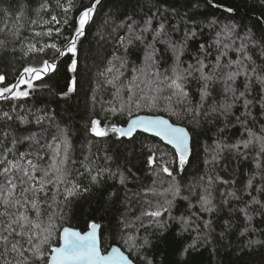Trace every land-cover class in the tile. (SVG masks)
<instances>
[{
  "label": "trees",
  "instance_id": "1",
  "mask_svg": "<svg viewBox=\"0 0 264 264\" xmlns=\"http://www.w3.org/2000/svg\"><path fill=\"white\" fill-rule=\"evenodd\" d=\"M49 2L51 11L45 12L40 7L44 0H0V29L10 30L7 33L0 32V39L8 41L7 50H0V74H5L7 77L4 86L15 83L23 68L33 63L31 56L25 57L21 52V43L13 42L11 32L19 29L20 41L27 38L32 42L37 40L42 43L55 42L58 47L63 48L67 44L64 37L74 35L75 19L79 14L76 9L82 4H88L89 0H73L76 7L67 13L69 20L67 25L63 24L65 14L56 8L55 0H49ZM63 2L65 0H62ZM221 2L236 5L239 8L240 15L236 16L234 21L238 25L249 23L248 17L258 15L261 10L258 6L259 0H221ZM158 3L162 8L177 9L181 16L199 11L203 15L196 17L198 21L215 16L221 24L229 23L225 19L226 14H222V9L206 6L203 0L198 9L193 8L196 0H158ZM254 3L255 8H253ZM102 5L98 7L94 21L85 27V35L76 41L78 74L67 72V65L73 58L70 53L60 57L54 49H47L44 57L54 60L57 65V71L45 77L44 83L58 90L63 88L69 78L77 76L78 90L70 97L62 99L59 96L54 97L49 88L43 87L40 81H34L35 87L30 90V96L15 101L0 99V112L11 111L13 105H17L12 114L27 117L25 123L19 120L7 123L0 121V142H7L6 145L0 143V149L5 146L14 149L12 155H15L16 150L25 154L31 153L29 158L34 162L37 161L36 153L40 152L46 157L40 162L43 167L49 163L47 157L52 153L48 145L54 146L66 137L69 145V160L66 164L69 175L66 184L60 185V194L55 196L54 203L52 194L56 189L50 186L48 203L52 204V207L47 211L56 212L63 217L62 220L57 218L61 229L70 226L85 231L89 223H100L103 251L112 245H117L136 264H145L143 259L145 256L153 259L154 264H264V217L252 212L250 208L249 215L253 218L248 221L239 211L248 203L249 191L256 195L255 190L247 189L246 185L250 179H253L254 174H256L253 179L254 184L259 186L261 183L259 173L264 172V157L257 160L258 146L255 144L247 149L240 144L239 152L245 153L244 156L238 155L237 149L217 148L218 143L232 145L248 139L244 126L237 123L235 117L231 118L232 124L221 133L219 130L224 128L222 119L213 120L211 115L207 118L201 116L199 126L190 123V117L178 120L166 110L168 102L165 100H161L153 109H134L133 115H163L173 123H179L189 130L192 138L190 163H187L182 170L174 162V150L157 138L137 133L131 139H125L118 138L111 132L106 137H95L88 131L90 121L94 118L101 121V127L122 126L128 121L127 111L123 113L120 111L122 102L127 101L128 87H132L133 96L150 95L151 90L156 87V78L146 69L148 62L145 59L144 45L135 42L125 53L124 48L113 39L115 34H110L111 29L104 25L106 14L110 11V0H102ZM53 12L61 23L59 25L44 24L43 21L50 20ZM169 19L172 24L182 23L180 17L170 16ZM32 20H36L37 23L32 24ZM49 27H59L62 35L58 37L53 31L51 37L35 36V33L46 31ZM217 30L218 28L215 30L203 28L204 35L198 36L197 42L190 46L183 59L186 62H194L191 60L192 53L199 49L200 43H211L216 38ZM237 32L243 35L239 27ZM123 35L127 36V33ZM182 35V32L173 34V38L178 40ZM147 39L150 40L151 37L148 36ZM238 45L239 40L236 41V46ZM156 47L159 49L156 53L158 63L150 71L163 73L167 69L170 72L173 62L171 52L162 44L157 43ZM215 55L216 51L213 49L210 59L214 60ZM115 56H126L129 63L117 72L116 69L120 65L118 60H114L113 72L107 74V79L118 77L113 87L106 84L105 78L100 77L98 73L109 67L108 60L114 59ZM229 58L236 59V53L229 52L228 57L222 58L223 62L227 63ZM133 68L145 70L133 72ZM117 88H120L119 93L116 91ZM190 91L193 105H195L199 101L196 82L191 84ZM213 96H216L215 92ZM211 103L212 100L209 99L208 104ZM102 105L103 109L108 110H102ZM113 108L116 111L110 110ZM38 109H46L49 114L54 113V119L45 118L38 124L35 117L42 114L37 111ZM204 110L207 111V105ZM234 111L236 115H240L243 109L238 106ZM253 111L258 117L259 113L256 110ZM261 124H264V120H260L255 125L250 120L248 127L257 135H264L261 132ZM23 129L28 131L21 132ZM61 129L64 130L63 133ZM5 132L8 133L7 137L4 135ZM32 133L35 134V139L30 141L22 139V136ZM54 136L59 140H54ZM13 138L18 141L15 146L11 142ZM150 149L156 151L158 163L163 165L164 161H168V167L176 169L174 175L181 188V195L173 202L170 214L163 216V219L168 222V228L164 232L165 239L160 241L157 240L159 233L156 225H150L148 217H142L145 227H140L141 220L136 219L143 211L154 210L158 202L163 204V197L153 196L152 192L145 190L162 192L171 181L165 173L158 172L155 165L152 168L147 166ZM61 155H63L62 143ZM214 156H217L215 160ZM101 169L111 172L122 171L126 176L133 178L126 185H120L118 175L116 179H108V171H104L102 173L104 178L100 183L91 184L87 170H91V175H96L97 170ZM128 169H131V172ZM157 172L158 174H155ZM217 177L220 179L218 180ZM210 180L211 183H209ZM74 184L90 187L92 191L81 196L70 197L65 202L64 188L66 186L70 188ZM208 192L211 193L213 205L217 209L212 213L203 212L200 208V196L207 195ZM229 192H235L236 197H242V199L226 196ZM110 193L115 195L109 199ZM134 193H139V196H134ZM41 198L43 199V196ZM168 199H171L170 195ZM225 199L229 203L225 204ZM149 202L152 207H149ZM170 217H183L188 223L182 225L179 220L173 221ZM206 220L212 221L211 230L204 227ZM124 221L131 222L132 226L125 228ZM130 236L134 237L137 243L145 238L149 243L144 248L133 251L129 245L125 244V240ZM249 241L257 243L249 245ZM193 242L198 245L197 249L190 256L182 255V250Z\"/></svg>",
  "mask_w": 264,
  "mask_h": 264
},
{
  "label": "snow or ice",
  "instance_id": "2",
  "mask_svg": "<svg viewBox=\"0 0 264 264\" xmlns=\"http://www.w3.org/2000/svg\"><path fill=\"white\" fill-rule=\"evenodd\" d=\"M200 2L201 0H196L193 8L198 9ZM203 2L211 8L222 9V14H226L225 19L229 23L221 24L215 16L206 18L204 21H198L196 17L203 15L199 11L191 14L185 13L181 16L175 8H162L158 0H110V11L106 14L104 21L105 27L111 29L110 34H115L113 39L124 48L125 53L135 42L144 45L145 59L148 62L146 69L149 70L150 75L156 78V87L151 90L152 94L140 96H133L132 87H128L127 101L122 102L120 108L121 113L125 111L128 113L127 127L116 125L101 127V121L94 118L91 119L88 128L92 135L106 137L111 132L119 138L132 136L136 129L152 132L172 146L175 150L174 162L182 170L187 163H190L189 130L180 126L179 123H172L161 116L133 115L134 109H153L158 106L161 100H165L168 102L166 110L178 120L190 117L189 122L199 126L201 116L207 118L211 115L213 120L222 119L224 128L219 130L221 133L232 124L231 118L235 117V121L244 126L248 139L232 145L218 143L217 148L221 150L222 148L237 149L238 155L244 156L245 153L239 152L240 144L245 149L255 144L258 146L257 160L264 157V135H257L248 127L250 120L253 125L264 120V0H259L258 6L261 9L259 14L249 16V23L242 25L234 22L235 17L240 15L236 5L223 3L221 0H203ZM55 5L65 14L63 24L67 25L69 23L67 13L76 7L73 0H65L63 3L62 0H55ZM102 6V0H89L88 4H82L80 8L76 9L79 14L75 19L74 35L64 37L67 44L63 48L58 47L55 42L42 43L39 40L32 42L27 38L20 41L19 29L12 31L13 42L21 43V52L25 57L31 56L33 63L26 65L16 82L10 85L4 86L7 77L5 74H0V99L15 101L30 96V90L35 87L34 81H40L43 87L49 88L54 97L59 96L63 99L76 92L79 85L77 76L69 78L63 88L58 90L54 86L44 83L45 77H49L50 73L54 74L57 71L54 60L44 58L47 54L46 50L54 49L60 57L70 53L73 58L67 65V72L78 74L76 41L85 35V27L94 21L98 7ZM40 7L45 12L51 11L49 0H44ZM255 7L256 4L254 3L253 8ZM170 16L180 17L182 23L172 24L169 19ZM31 23L36 24L37 21L32 20ZM43 23L59 25L61 21L53 12L50 15V20H44ZM238 27L241 28L243 35L237 32ZM203 28L209 30L218 28L216 38L209 44L200 43L199 49L191 55V60L194 62H186L183 57L188 53L190 46L197 42L198 36L204 35ZM8 31L10 30L0 29V32L7 33ZM53 31L58 37L62 35L59 27H49L46 31L35 33V36L51 37ZM125 32L127 36L123 35ZM181 32L183 35L178 40L173 38V34H180ZM148 36L151 37L150 40L147 39ZM237 40H239L238 46H236ZM157 43L164 45L172 54L173 62L170 72L167 69L163 73L150 71L158 63L156 60V53L159 51L156 47ZM7 44V40L0 39V50L6 51ZM213 49L216 51L214 60L210 59ZM12 51L14 52L15 49L13 48ZM229 52H235L236 59L229 58L227 63H224L222 58L228 57ZM114 60H118L120 65L116 69L117 72L129 63L126 56H115L114 59L108 60L110 66L98 73L100 77L105 78L106 84L113 87H115V81L118 77L114 76L112 79H107V74L113 72ZM132 70L133 72H140L145 69L133 68ZM193 82H196L199 93V101L195 105H193V97L190 91ZM116 91L119 93L120 88H117ZM214 92L216 93L215 97L213 96ZM209 99L212 100L211 104H208ZM93 100L95 101V96ZM206 105L207 111L204 110ZM238 106L243 109L240 115H236L234 111ZM16 107L17 105H13L11 111L0 112V121L6 123L15 120H19L21 123L27 122V117L12 114ZM102 110L107 111L108 109H103L102 105ZM110 110L116 111L114 108ZM253 110L259 113L258 117L254 115ZM37 111L42 112L35 117L38 124L45 118L54 119V113L49 114L46 109H38ZM25 131L28 129L21 130V132ZM60 131L63 133L64 130L61 129ZM261 132L264 133V124H261ZM4 135L7 137L8 133L5 132ZM35 138L34 133L22 136L23 140L29 141ZM53 139L59 140L56 136ZM11 142L14 146L18 143L15 138ZM0 143L6 145L7 142ZM61 143L63 144V155H61ZM48 147L52 149V153L47 157L49 163L43 167L40 162L44 161L46 157L40 152L36 153L37 161L34 162L29 158L31 153L25 154L16 150L15 155H12L14 149H9L6 146L0 149L2 152L0 154V264H134L129 255H125L119 247H112L106 255L101 254L97 246L96 236L100 225L94 222L89 223V231L83 234L71 227H62L61 230L59 220H62L63 217L56 212L47 211L52 207V204L48 203L50 186L56 189L52 194L54 203L55 196L60 194V185L66 184L69 175L66 167L69 160V145L66 137L54 146L49 144ZM149 153L147 166L152 168L155 165L158 172L165 173L171 178V181L162 192L152 189L145 190L152 192L153 196L163 197V204L158 202L154 210L143 211L141 216L136 219L141 220L140 227H145L142 217H148L150 225H156L159 233L157 240L160 241L165 239L164 232L168 228V222L163 219V216L170 214L173 202L181 195V188L174 175L176 169H170L168 161H164L163 165L158 163L155 150L150 149ZM216 158L217 156L213 157L214 160ZM87 171L93 185L99 184L104 178L102 176L104 171H108V179H116L118 175L120 185H126L133 178L126 176L122 171L111 172L101 169L97 170L96 175H91V170ZM128 171L131 172V169ZM259 176L261 181L259 186L254 184L253 179H250L246 185L247 189H254L256 195L249 191L247 193L248 203L239 209L248 221L253 218L249 215L250 208L252 212L264 217V172L259 173ZM217 179L220 178L217 177ZM91 191L90 187H82L79 184H74L70 188L66 186L64 188V201L67 202L70 197L81 196ZM205 191L207 192V189ZM114 195L115 193H110L109 199ZM133 195L139 196V193ZM169 195L171 199H168ZM226 196L242 199V197H236L235 192H229ZM224 203L227 204L229 201L225 199ZM149 207H152L150 202ZM200 208L201 211L208 213L217 210L213 205L210 192L200 196ZM170 219L179 220L182 225L188 223L183 217H170ZM123 223L125 228L132 226L129 221ZM211 226V220L204 221L206 229L211 230ZM148 243L146 238L137 243L135 238L131 236L125 240V244L129 245L133 251L144 248ZM253 243L257 242L249 241V245ZM197 247L198 245L193 242L184 248L181 254L190 256ZM143 259L145 264H154L153 259L146 256Z\"/></svg>",
  "mask_w": 264,
  "mask_h": 264
},
{
  "label": "water",
  "instance_id": "3",
  "mask_svg": "<svg viewBox=\"0 0 264 264\" xmlns=\"http://www.w3.org/2000/svg\"><path fill=\"white\" fill-rule=\"evenodd\" d=\"M138 116H149V115H152V114H137ZM134 116H136V114L134 115ZM156 116H161V117H163V118H165V119H168L170 122H172L169 118H167V117H165V116H163V115H156ZM129 120V119H128ZM128 122V121H127ZM127 122L124 124V125H122L121 127H127ZM173 123V122H172ZM180 126H182V125H180ZM184 127V126H183ZM186 128V127H185ZM187 129V128H186ZM137 133H142V134H145V135H148L149 137L151 136V137H154V138H157V139H159V140H161L164 144H166L167 146H169V147H171L172 148V146L171 145H169L162 137H158V136H156L154 133H152V132H145L143 129H136L134 132H133V134H132V136H130V137H122V138H125V139H131L132 137H134ZM189 136H190V140H189V148H190V154H191V140H192V138H191V134L189 133ZM173 149V148H172ZM174 150V149H173ZM175 151V150H174ZM189 154V155H190ZM94 223H96V224H98V225H100V223H97V222H94ZM65 227H70V226H65ZM72 229H74V230H76V231H79V232H81L82 234L83 233H86V232H88L89 231V228L87 229V230H85V231H81V230H79V229H77V228H74V227H71ZM62 230V229H61ZM100 231H101V226H100V228L99 229H97V233H96V236H97V246H98V248L100 249V251H101V254L102 255H106L110 250H111V248L112 247H119V246H117V245H112V246H110L106 251H103L102 250V247H101V237H100ZM58 246V245H57ZM120 248V247H119ZM121 249V248H120ZM122 250V249H121ZM123 251V250H122ZM124 252V251H123ZM125 253V252H124ZM125 255H128L127 253H125ZM131 259V258H130ZM132 260V259H131ZM133 261V260H132ZM134 262V261H133ZM134 264H136L135 262H134Z\"/></svg>",
  "mask_w": 264,
  "mask_h": 264
}]
</instances>
